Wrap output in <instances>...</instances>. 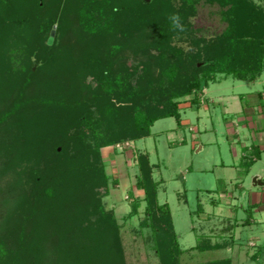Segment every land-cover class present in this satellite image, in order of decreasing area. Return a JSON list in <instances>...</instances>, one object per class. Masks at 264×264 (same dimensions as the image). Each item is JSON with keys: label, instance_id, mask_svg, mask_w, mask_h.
<instances>
[{"label": "trees", "instance_id": "16d2710c", "mask_svg": "<svg viewBox=\"0 0 264 264\" xmlns=\"http://www.w3.org/2000/svg\"><path fill=\"white\" fill-rule=\"evenodd\" d=\"M167 1L0 0V147L11 168L27 165L15 176L25 185L8 188L20 193L19 246L1 239L0 264H124L120 226L102 203L109 178L101 150L150 137L157 121L180 123L181 101L199 107L220 76L252 82L264 72V0H182L178 9ZM214 4L222 32L209 43L193 36L197 52L184 56L172 40L196 35L188 16ZM146 39L157 54L129 65L127 43L135 54ZM136 166L140 226L151 230L159 264H179L185 251L168 205L158 203L149 155L136 156ZM204 241L194 249H213Z\"/></svg>", "mask_w": 264, "mask_h": 264}, {"label": "rangeland", "instance_id": "374dc122", "mask_svg": "<svg viewBox=\"0 0 264 264\" xmlns=\"http://www.w3.org/2000/svg\"><path fill=\"white\" fill-rule=\"evenodd\" d=\"M144 1L150 3L153 0ZM254 1L257 3V0ZM182 4V0H171L174 9L180 8ZM219 10L218 5L214 4V6L205 7L196 15L188 16L187 21L196 35L190 32V34L175 37L171 42L172 46L183 50L185 56L197 52L191 43L190 38L193 36L203 37L206 43L211 42L224 28V23L218 15ZM56 28L53 26L45 36L47 44L52 38V44L48 46H52L57 37ZM146 30L151 32L152 27L148 26ZM146 41L140 42L139 52L135 54L133 50H130L133 42L127 43L125 54H123L126 56L125 61H129V65L138 62V66H141L146 57L150 58L157 54L146 47V44H151L150 39ZM141 44L145 47L142 48ZM202 65L199 64V66ZM151 66L155 68L153 73L156 74L158 67H154V64ZM35 69L36 66L33 71ZM254 86L255 83L239 81L231 76H220L218 81L208 84L200 110L185 108L182 105L181 121H186L184 124L181 121L178 123L173 118L163 119L153 125L150 137L134 143H121L113 149L101 150L105 172L109 178V193L103 197L102 203L105 211L114 213L120 226L119 237L124 264H159V259L153 250L151 230L142 229L140 226L146 219L145 203L141 201L143 192L135 188L138 175L136 156L140 153L149 155V161L153 167L152 177L158 183V203L168 205L178 244L180 249L185 251L179 257V264H207L225 259H231L232 264H264V244L257 242V231L261 227L264 228V225L257 227L251 223L246 227L240 226V230H235L236 232L220 231L223 227L222 221L225 223L231 221L233 225L240 219L252 220V217H255L251 207L253 204L251 197L257 192V188L252 186V180L247 178L243 192H235L232 180L227 178L232 177V174L238 177L240 171L234 168L230 170L231 174L227 175L221 168V163L226 159L229 160L231 144L234 142L230 140L232 138L226 131L228 128L225 123H231L236 132L239 127V123L235 120L237 116L233 112L235 108L229 107L232 103L231 97H238L237 93L252 91ZM190 100L191 97H186L181 104L188 103ZM204 105L208 110H204ZM10 156L9 151L0 147V240L4 237L6 238L4 240L8 241L12 239L10 243H6L7 246L12 244L18 247L20 240H14V238L19 237V232L18 234L12 232L19 231L20 227V217H13L14 213L15 215L17 213L20 193L9 189L15 190L25 185L15 182V176L18 170L26 168L27 165L24 161H20L23 165L15 169L11 168ZM27 185L30 186L31 183ZM224 190L228 192L233 190L231 193H235L238 198L235 202L236 212H233L232 217L227 215L228 209L224 208L225 212L220 215L210 204L211 201L215 204H224V200L219 197ZM130 194H133V197H130ZM137 198L140 199L139 206L133 215L131 204ZM207 237H210L213 243L226 244L227 247L203 253L189 252V249L196 246L198 238L207 239ZM28 238L26 237V240ZM250 242L254 246H249ZM239 249L243 252L242 256L238 253ZM253 254L254 257H252Z\"/></svg>", "mask_w": 264, "mask_h": 264}, {"label": "crops", "instance_id": "0c3cea01", "mask_svg": "<svg viewBox=\"0 0 264 264\" xmlns=\"http://www.w3.org/2000/svg\"><path fill=\"white\" fill-rule=\"evenodd\" d=\"M251 83H255V86L253 87L252 91H248V92L244 91L243 93H237L238 97L235 96L231 97L232 103L229 104V107L235 108L233 112L237 116V119L235 120H237V122L239 123V127H238V131L236 132L235 129L232 128L231 123H225L226 128H228L226 129V131L228 132L230 138H232L230 140L231 141L234 140V142L232 144L230 143L231 156L229 160L226 159L227 162L223 161L221 163V168H223L226 171L227 175H230L231 174L230 170H234V168H236L235 170L240 171V175L238 177H234V175L232 174V177L229 176L227 178L229 180H232V182L231 181L230 182L233 184L235 192L237 191L239 193L243 192L244 187H246L245 185L247 178H249V180H252L251 182L252 186L254 188H257V192L253 193L251 197L253 202L251 207L255 217H252V220L240 219L239 221H235V224L233 225L231 221H227L228 223L222 221L223 227L220 230L221 232L222 231L236 232L237 230H240L241 228L240 226L246 227L251 223L252 225L253 224L257 225V227L264 225V72ZM205 90L203 91L200 97L201 106L203 105L202 100H205L204 98V95L206 93ZM218 98L219 97H217V99ZM211 103L214 104V102ZM182 105L183 107L185 106V108H190L195 110H200L201 107V106L199 107L193 106L189 102L185 104H181L180 114H181ZM205 109L208 110V108L204 105V110ZM227 109L228 107L226 108V110ZM185 122L186 121L183 120L181 121V123L183 124ZM109 148L113 149L114 147H109ZM232 191L233 190L228 192L224 190V192L220 194L219 197L221 200H224L225 205L215 204L214 201H211L210 204L214 206L218 214L221 215L223 212H225L224 208L228 209L227 215L231 217L233 215V212H236L235 202L236 200H238V198L235 196V193H231ZM207 192L209 194L211 193L210 190H208ZM257 233H258L257 242L264 244V228L261 227L260 229H258ZM207 239H204L205 241H207L205 245L209 244L210 245L209 247L213 246V249L212 247L209 249L207 248V250L205 249L206 251L203 252L217 251L227 247L226 244L220 245L217 243H213L210 237H207ZM197 245L198 242L196 246ZM232 245L235 246L236 244L235 245L232 244ZM196 246L189 249V252L192 253L191 251H197L194 249ZM249 246L252 247L254 246V244L250 242ZM206 247L207 246H205V248ZM238 253L241 254V256L243 254L241 249L238 250ZM254 256L255 255L253 254L252 257ZM225 260H229L230 263L232 264L231 259H225ZM218 261H222V260H218Z\"/></svg>", "mask_w": 264, "mask_h": 264}, {"label": "water", "instance_id": "95a60500", "mask_svg": "<svg viewBox=\"0 0 264 264\" xmlns=\"http://www.w3.org/2000/svg\"><path fill=\"white\" fill-rule=\"evenodd\" d=\"M52 33H53V32H52ZM48 44H49V45L52 44V38H50Z\"/></svg>", "mask_w": 264, "mask_h": 264}]
</instances>
